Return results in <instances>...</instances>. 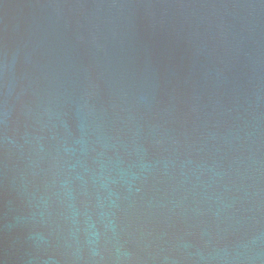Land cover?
<instances>
[{"label": "water", "instance_id": "95a60500", "mask_svg": "<svg viewBox=\"0 0 264 264\" xmlns=\"http://www.w3.org/2000/svg\"><path fill=\"white\" fill-rule=\"evenodd\" d=\"M0 264H264V0H0Z\"/></svg>", "mask_w": 264, "mask_h": 264}]
</instances>
